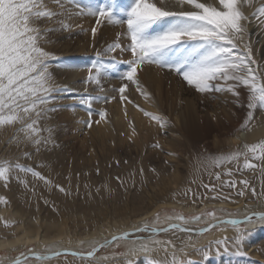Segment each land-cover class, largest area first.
I'll return each mask as SVG.
<instances>
[{
    "label": "snow or ice",
    "instance_id": "snow-or-ice-1",
    "mask_svg": "<svg viewBox=\"0 0 264 264\" xmlns=\"http://www.w3.org/2000/svg\"><path fill=\"white\" fill-rule=\"evenodd\" d=\"M53 2L61 9L64 8L63 0H53ZM69 2L76 3L78 14L93 16L97 26L107 22L124 28V32H117L116 36L117 38L127 37V47L122 48L120 42H115L107 45L106 49L109 52L120 49L131 53V58L127 61L128 68L120 77L123 82L118 89H114L120 94L122 104L132 103L126 94V90L132 86H135L136 92L146 101L151 99L150 93L143 87L138 77V71L142 70L143 66L149 65L174 73L183 83L201 95L230 93L236 98L238 105L240 100L238 89L243 85L247 94L248 113L238 131L248 127L254 118L255 110L264 111V76H261L259 65L252 56L250 44H245L241 48L238 43L242 41V34L246 31L242 21L249 19L242 8L245 5L251 7L253 0H213V2L209 0H129L128 6L121 10L122 15L116 12L111 0H104L103 3L89 5L86 8L76 0H69ZM57 15V12L47 6L45 0H0V127L20 124L18 131L23 132L25 139L37 146L41 144L38 121L45 113L55 110L49 107L50 101L54 99L52 93L67 91L53 83L49 72V59L52 58V54L40 46L42 32L50 31V29L40 28L38 22L44 19L51 20ZM250 15L264 22V2H261ZM62 26L68 27L67 24ZM91 32L95 36L97 27H92ZM100 56L101 53L98 52L97 57ZM105 69L106 65L99 59L94 61L84 69L87 72L85 83L100 86V78ZM94 99L109 103L115 97H82L80 102L88 106L89 117L93 115L91 104ZM136 107L150 123H154L161 129L169 123L166 117L158 113L139 108L138 105ZM96 115L99 116V120L96 121L99 124L107 119L108 113L101 108ZM91 124L92 121L89 119V127ZM129 127H132L131 122ZM154 147L159 148V143ZM244 148V152L235 151L209 157L208 163L220 168L235 161L237 170L257 168L258 165L252 163V160H264V140L250 145L245 144ZM27 155L28 153H25V156ZM241 157H243L242 167L239 165ZM14 169L31 173L33 177L44 181L46 185L52 183L40 172L4 159L0 160V181H3L5 186ZM225 174L231 176L232 170L227 169ZM220 176V172L215 173L217 180ZM223 184L233 189L237 187V184L241 185L242 188L237 192L239 196H244L245 190L249 189L253 196L257 195L256 189L251 188L247 179L224 181ZM201 186L207 192L216 193L210 197L211 199H229L219 195L216 185L202 184ZM55 187L60 192L69 194L61 185L56 184ZM184 194L191 195L193 202L196 199L209 198L199 197L192 193L191 189H187ZM260 195L264 196V192ZM0 203L6 205L7 198L0 196ZM173 212H175L174 209ZM204 217L212 218V220L197 229L199 233L218 227L220 223L237 225L250 222L254 218L264 219V213H252L244 217L243 221L236 219L225 221L216 219L215 210H206L190 217H186L183 213H175L161 221L160 214L157 212L154 214V219L157 224H163V226L150 227L145 221L143 227L137 228L136 231L149 232L151 235L148 238H138L134 242V247L145 253L151 252L153 245L165 246V250L166 246L175 248L171 240L162 241L152 237L174 230L191 234L194 230L187 225L199 222ZM172 221H179V223ZM3 223L7 227L10 222L3 221ZM127 235V233L123 234V237L113 235L110 240H105L102 244L96 241L87 242L91 244V250L87 252H69L65 249L40 255L32 252L31 249L28 251L37 260H48L69 254L91 260L100 248ZM242 239V233L238 231L234 242L240 244ZM85 243L80 241L81 245ZM216 243L219 247L224 244V241H216ZM21 256L25 261L29 259L23 254ZM10 264H21V257L10 261ZM152 264H184V261L178 259L173 253L171 260L155 261Z\"/></svg>",
    "mask_w": 264,
    "mask_h": 264
},
{
    "label": "rangeland",
    "instance_id": "rangeland-1",
    "mask_svg": "<svg viewBox=\"0 0 264 264\" xmlns=\"http://www.w3.org/2000/svg\"><path fill=\"white\" fill-rule=\"evenodd\" d=\"M67 1L63 0L64 8L61 9L53 0H45L47 6L54 12H57L58 15L51 20L44 19L38 22L40 28L50 29V31L42 32L43 38L40 41V46L44 49L47 46L51 48L48 52L52 54V58L49 59V72L51 73L52 81L59 88L67 89V91L52 93L54 99L50 101L49 107L55 110L48 113L58 123L56 139L64 143L66 150L73 156H89L91 158V163L95 168L92 170L93 179L100 181L102 175L108 173L116 182H120V175L127 168L136 166L139 160L143 159L150 169L155 172L163 171L165 175L160 179L161 182L158 184L143 186L141 195L136 198L132 197V191H127L122 199L124 201L122 203L127 205L126 212L129 214L136 209L145 210L149 206H153L155 208L153 212H159L160 219L169 215H175V213H183L186 217H190L206 210H215L216 217L219 215L224 216L225 211L237 214L238 205L264 203L263 201H259L264 199V196L260 195V192L263 191L262 189V191L256 189V196L252 195V192L249 191L250 189L245 190L244 196H239L237 192L242 188L241 185L237 184V187L233 189L223 184L224 181L234 180V177L238 181L242 177L249 179L254 175L253 169L237 170V162L235 161L223 165L220 167L221 170L217 168L209 172L207 169L211 167L208 163L209 157L235 151L244 152V145L251 144L247 138V130L256 121L255 119L258 118V113L253 115L256 116L247 128L238 131L248 113L246 107L247 94L243 85L238 89L240 92L238 105L236 98L230 93H214L211 96H204L197 93L193 88L188 87L174 73L160 70L155 66L145 65L142 67V70L138 71V77L140 83L150 93L151 99L146 101L142 95L136 92L135 86L127 89L126 94L129 100L132 101V103L128 104L130 108L136 109L138 120L134 122V115H131V118H133L131 121L133 122L132 127L127 125L125 129H116L115 136L111 139L108 134L103 132V126L112 124L118 117L117 108H123L120 94L114 91V89H118L123 82L120 77L128 68L127 61L130 60L131 53L121 51L120 49L109 52L106 49L107 45L115 42H120L121 47L126 48L128 40L125 36L119 38L116 36L117 32H124L122 26L111 25L107 22L97 26L93 16L78 14L76 4L67 3ZM76 2H79L81 6L86 8L89 5L94 6L103 3L104 0H76ZM111 2L116 12L121 15V10L125 9L129 4V0H111ZM256 4H253L248 10H243L244 14L249 16V19L242 21V23L245 25V29H247L244 32L245 34L243 33L246 44H250L252 56L259 65L260 59L264 57L261 51V47L264 48V30L257 29V22L254 21L256 17L250 15L257 7ZM62 24H67L68 27H63ZM92 27H97L95 36L91 32ZM261 37L263 40L260 41ZM259 42H261L259 53L255 54L254 45H257ZM239 46L242 48L240 43ZM98 52L101 53L100 57H97ZM98 59L106 65V69L100 78V86L85 83L87 72L84 69ZM71 64L82 65L79 70L85 71V73L69 80L61 78L60 73L65 71L64 67ZM84 96H114L115 99L109 103L94 99L91 104L93 115L89 117L88 106L80 102V99ZM137 105L139 108L166 117L169 123L163 129L154 123H150L148 118L136 107ZM101 108L107 111L108 116L105 121L97 124L96 121L99 120V116L96 113ZM187 114H191V122L194 127L192 129L189 128V131L183 125V118H187ZM89 119L92 121L91 127L88 125ZM98 127L100 134L96 131ZM236 132L240 133L235 135ZM157 143L160 145L159 148L154 147ZM261 161L252 160V163L258 166L259 164L263 165ZM239 165L242 167L243 157L240 158ZM227 169L232 170L231 176L225 174ZM190 170L196 171L199 174L198 178L189 180L187 173ZM217 170L221 173L219 180L215 177V173L218 172ZM175 173L179 178L177 183L171 180L172 174ZM180 183H184L185 189L182 193L175 191ZM202 184L216 185L217 192L221 197H229V199H223L226 202L224 204L226 205L225 207L228 208H219L215 203H208L211 200L216 201L218 199H211L210 197L216 193L207 192L201 186ZM187 189H191L192 193H195L199 197L207 196L209 198H200L193 202L191 195L186 196L184 194ZM113 207L111 203H104L101 206V212L92 211L90 213L91 217L102 216L101 213L109 209L111 210ZM189 207H196V209L189 210ZM173 209L175 212H173ZM155 213H153L151 219H154ZM57 217H60V215H57ZM206 219L209 222L212 220L209 217ZM65 221L72 232H70V235L82 228L74 219H65ZM152 225H155V223ZM242 227L244 226H240L239 228ZM231 229L232 225H221L220 223L218 227L212 228L209 231L216 233L220 230H228L221 235L231 240L233 237ZM147 233L142 232V235H147ZM162 234L160 233V236ZM184 239L174 240L175 244L173 243V245H175V248L173 249L177 250L180 246L185 247L190 245V243H182ZM121 241L123 240L119 242ZM261 245L264 247V242L245 249L241 254L242 259L240 261L229 260L224 262V264H264V256L260 255V253H256L258 257L249 256L254 254L256 247ZM34 246L35 244H32L30 247ZM108 249L109 246L102 247L97 252L106 251L103 254L106 255ZM193 249V247L189 248L186 250V253L181 255L185 257ZM118 250L119 252L116 256L122 254L120 253V249ZM4 252V250L0 251V259ZM19 253L15 252L13 254ZM56 258L70 260L74 257L60 255Z\"/></svg>",
    "mask_w": 264,
    "mask_h": 264
},
{
    "label": "bare ground",
    "instance_id": "bare-ground-1",
    "mask_svg": "<svg viewBox=\"0 0 264 264\" xmlns=\"http://www.w3.org/2000/svg\"><path fill=\"white\" fill-rule=\"evenodd\" d=\"M209 2H213V0H209ZM261 2H264V0H253L252 6L257 3L256 6L258 7ZM248 9H250L249 6L245 5L242 11ZM254 21L257 22V29L264 30V22H261L257 17ZM70 23L72 22L70 21ZM242 37V41L238 42L243 48L246 41L243 34ZM261 40H263L262 37ZM260 44L261 42L254 45L255 54L259 53ZM45 49L50 51L51 48L47 46ZM261 51L264 54V48L261 47ZM81 66L71 64L64 67L65 71L60 73V77L69 80L83 75L85 71L79 70ZM259 69L261 76H264V57L260 59ZM136 95L138 94L136 93ZM116 112L118 114L117 119L112 124L103 126V132L108 134L111 139L115 136L116 129H125V126L129 125V122L133 119L131 115H134V122L138 120L136 109L130 108L127 102L123 103L122 109L117 108ZM255 113H258V118L247 130V138L251 144L264 140V111L255 110L253 115ZM191 120V114H187V118H183V125L187 131H189V128H194ZM131 123L133 125V122ZM20 127V124L0 127V160L7 159L25 168L30 167L40 172L52 183L46 185L44 181L33 177L31 173L21 172L19 169H14L10 173L7 186L3 181H0V196L7 198L6 205L0 203V218H2L0 219V251H5L0 259V264H10V261L17 257H21V264H152L155 261L171 260L173 253L178 259L184 261V264H189V262L191 264H224L229 260L240 261L242 259L241 254L245 249L264 242V219L254 218L250 222L237 225L221 223V225H232L231 233L233 237L229 240L221 235L228 230H220L216 233L210 231L199 233L196 231L200 226L209 222L206 219L207 217H204L202 219L204 222L201 220L187 225V227L194 230L191 234L174 230L163 233L162 237L160 234L152 237L162 241L171 240L174 244V240L185 238L182 243H190V245L180 246L177 250L173 249L172 246H166L165 250V246L153 245L152 251L149 253L139 251L134 247V242L141 238L140 234L143 231L138 232L136 229L142 228L145 221L150 227L153 223L155 225L152 226L158 227L163 224H157L154 221L155 219H151V216L155 213L153 212L155 209L153 206H149L145 210L136 209L129 214L126 212L128 207L125 203H122L124 202L122 199L127 191H132L133 198L140 196L143 186L158 184L165 173L163 171H153L142 159L139 160L136 166L127 168L120 175V182H116L108 173L102 175L100 181H96L93 179L92 170L95 168L91 163V158L89 156H73L66 150L64 143L56 139L58 123L48 112L42 115L38 121V127L41 130L39 133L40 145L37 146L30 140L25 139L24 133L18 131ZM96 131L99 133V127ZM238 133L240 132H236L235 135H238ZM25 153H28V155L25 156ZM261 162H263V165L259 164L257 168L253 169L254 175L248 177L247 180L251 188L264 191V170H262L264 169V160ZM141 169H143V174H141ZM207 169L212 172L217 168L211 166ZM218 170H221V168ZM187 175L189 180H194L198 178L199 174L190 170ZM171 177L172 182H178L179 178L176 173L172 174ZM245 178L242 177V179ZM234 180L238 181L236 177H234ZM56 184L64 187L69 194L60 192L55 187ZM183 184L180 183L175 191L182 193L185 189ZM259 201L264 202V199ZM107 202L114 207L101 213L102 216L91 217L90 213L92 211L101 212V206ZM208 203H215L219 208H228L225 207L226 202L223 199L211 200ZM237 208V214L225 211L224 216L219 215L216 219L226 221L236 217L241 218V220H237L243 221L244 217L252 213H264V203L256 205L247 203L246 205H238ZM195 209L196 207H189V210ZM57 215H60V217H57ZM65 219L77 221L82 227L81 230L74 231V234L70 235L71 230ZM163 220L164 218H161V221ZM3 221L10 222L9 226L6 227ZM172 222L179 223V221ZM202 223L204 224L202 225ZM240 226L244 227L239 228ZM238 231L242 233L243 237L240 244L234 242V237ZM125 233L128 234L127 237L104 246H109L106 255H103L106 251L97 252L91 260L77 256H73L74 258L70 260H62L56 257L48 260H37L28 251V249H31L32 252L40 255L65 249L69 252H85L91 250V244L87 242L96 241L102 244L105 240H110L113 235L123 237ZM150 235L148 232L147 236L142 238H148ZM120 240L123 241L119 242ZM80 241L86 243L81 245ZM216 241H224V244L218 247ZM32 244H35V246L30 247ZM120 246H123V250H120L122 254L116 256ZM192 247L194 249L190 250L185 257L181 255ZM15 252L20 253L13 254ZM256 253L264 256L263 245L256 247V252L249 256L258 257ZM21 254L28 256L29 259L25 261ZM69 256L72 255L69 254ZM104 257H107V259H104Z\"/></svg>",
    "mask_w": 264,
    "mask_h": 264
},
{
    "label": "water",
    "instance_id": "water-1",
    "mask_svg": "<svg viewBox=\"0 0 264 264\" xmlns=\"http://www.w3.org/2000/svg\"><path fill=\"white\" fill-rule=\"evenodd\" d=\"M232 219H236V220H237V219H240V220H241V218H236V217H234V218H232ZM232 219H231V220H232Z\"/></svg>",
    "mask_w": 264,
    "mask_h": 264
}]
</instances>
